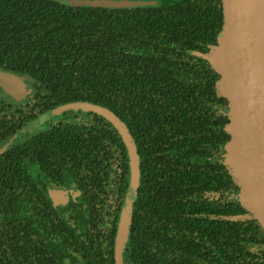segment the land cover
<instances>
[{
  "label": "trees",
  "instance_id": "1",
  "mask_svg": "<svg viewBox=\"0 0 264 264\" xmlns=\"http://www.w3.org/2000/svg\"><path fill=\"white\" fill-rule=\"evenodd\" d=\"M67 1L0 0V71L32 88L24 100H35L38 114L90 102L129 127L140 184L123 264H264V252L256 254L264 241L233 204L223 211L213 201L216 175L185 165L194 155L193 164L210 165L214 111L201 85L205 65L192 51L213 35L214 1L117 10ZM22 108L0 96V264H114L129 177L119 134L100 116L69 112L19 141L37 115ZM168 129L180 135L181 152L161 157ZM58 174L96 200L53 206L47 177L57 182ZM191 194L193 204L179 208L176 198Z\"/></svg>",
  "mask_w": 264,
  "mask_h": 264
},
{
  "label": "water",
  "instance_id": "2",
  "mask_svg": "<svg viewBox=\"0 0 264 264\" xmlns=\"http://www.w3.org/2000/svg\"><path fill=\"white\" fill-rule=\"evenodd\" d=\"M214 31L192 55L205 65L201 82L215 108V143L210 159L228 179L237 216L264 241V0H213ZM72 7L112 10L155 6L151 0H68ZM32 92L21 77L0 71V96L21 103ZM92 113L110 123L125 146L129 177L113 246L114 264H123L132 210L140 184V158L127 126L109 109L74 102L57 109ZM56 109V110H57ZM6 145L0 147V155ZM73 190L48 191L53 206L65 205Z\"/></svg>",
  "mask_w": 264,
  "mask_h": 264
},
{
  "label": "flooded vegetation",
  "instance_id": "3",
  "mask_svg": "<svg viewBox=\"0 0 264 264\" xmlns=\"http://www.w3.org/2000/svg\"><path fill=\"white\" fill-rule=\"evenodd\" d=\"M25 101H27V102H25ZM34 102H35V100L29 99V100H23V102H21L20 104H21V106L23 105V108H22L23 112L24 111H28V112L30 111L32 113L35 112L37 114L35 119H37V117H39V115H42L44 113H41V114L37 113L39 109L34 105ZM209 104H210V102H209ZM212 108H213V111H214V117L213 118H214L215 123H214V126H212L210 128V130L208 131V135H209L210 139L213 140L214 142H213V144L210 147V153H209L208 157H206V161H208L210 165L206 164L205 162H201V163L199 162V164H193L194 163L193 158H196V155H194L193 158H191L192 165H189L188 163H186L185 165H186V167L188 169H191V170L196 168V167H198V166H202L201 169L204 171L203 173H204L205 176L206 175H212V176L216 175V178L218 179V181L221 182V186L218 185L217 181L215 182L217 184L216 188H215L216 191L212 192L213 193V198L210 197L209 200L211 201V198H212L213 201H215V203H218L219 206L221 207V209L223 211H225V210H228V208L230 206L229 204L230 203L232 204V201H231V187H230L228 179L222 174L223 170L218 168L210 159L211 149H212V147H213V145H214V143L216 141L215 138L212 137L213 131H214L215 126H216L215 108H214V106H212ZM34 120H32V121H34ZM32 121H30V122H32ZM61 121H63L62 117L59 118L56 121H48L46 123H43L42 128L40 130H38V131L28 130L27 129V124L30 123V122H28V123L24 122L22 124L23 125L22 127L24 128V130H22L19 135L16 134V136L15 135L14 136L18 137L19 141H20V137L23 138V137H27L28 135H33V136L40 135L41 133H43V131L45 130V128L47 126H50V125H53V124H58ZM127 128H128L129 134L132 136L128 126H127ZM168 133H169V138H165L164 141H161V149H162L161 157H162V155H166L167 152L169 153V155L172 154L173 152H176V155H178V152H181L180 135L177 132L171 133V131L169 129H168ZM136 150H137V148H136ZM164 150L167 151V152H164ZM173 166L174 167H172V168H174V169H175V167H180V165H178V164H173ZM166 167L167 166L164 163H162V161H161V169L163 170ZM47 178H48V180L50 181V183L52 185V187L50 189L55 187V188H61L63 190H73V191L76 192V194L74 196L69 195L68 202L65 205H58V206H62V207L66 206L71 201L82 200V199H84V197H86V199L92 198L93 201L96 200V197H92L90 195H87V196L84 195L83 196L81 191L76 189V184L74 182H69V183L66 184V182H65L66 179L64 177L60 176V174H58L56 176L57 182H54V179L49 177V176ZM68 184H69V187L66 188L65 185H68ZM209 188H210L209 191H211V187H209ZM204 191L207 192V190H205V189H204ZM109 192H110V194H108L106 202L107 203H111V202L113 203L114 200H115L116 186L115 187L113 186L111 188V190H109ZM195 200H196V196L191 194V195H187L186 197H183V196H180L179 198L177 197L176 198V203L179 206V208H184L186 205H192L193 201H195ZM186 208H188V207H186ZM257 238L259 240H261L260 237L257 236ZM262 252H264V242H263V246L262 247H260L259 249H256V254H258L261 257H262V255H261Z\"/></svg>",
  "mask_w": 264,
  "mask_h": 264
},
{
  "label": "rangeland",
  "instance_id": "4",
  "mask_svg": "<svg viewBox=\"0 0 264 264\" xmlns=\"http://www.w3.org/2000/svg\"><path fill=\"white\" fill-rule=\"evenodd\" d=\"M69 112H74L70 108H62L54 110L53 112H47L42 115H39L37 119L27 124V129L31 131H38L42 128L43 123H46L48 121H56L59 118L67 115ZM76 113V112H75ZM67 118H65L66 120Z\"/></svg>",
  "mask_w": 264,
  "mask_h": 264
}]
</instances>
